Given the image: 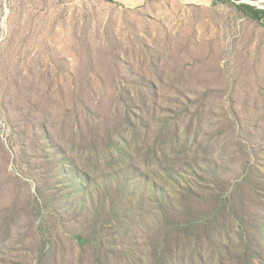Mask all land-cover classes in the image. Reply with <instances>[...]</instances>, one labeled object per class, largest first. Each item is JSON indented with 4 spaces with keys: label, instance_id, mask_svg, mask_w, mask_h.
<instances>
[{
    "label": "rangeland",
    "instance_id": "1",
    "mask_svg": "<svg viewBox=\"0 0 264 264\" xmlns=\"http://www.w3.org/2000/svg\"><path fill=\"white\" fill-rule=\"evenodd\" d=\"M217 2L0 0V264H150L155 207L176 199L133 154L157 109L205 155L179 183L194 194L195 229L237 188L230 214L259 249L250 264H264V0ZM129 124L137 139L93 152ZM237 221L168 260L229 264L215 251L228 240L239 254Z\"/></svg>",
    "mask_w": 264,
    "mask_h": 264
},
{
    "label": "trees",
    "instance_id": "2",
    "mask_svg": "<svg viewBox=\"0 0 264 264\" xmlns=\"http://www.w3.org/2000/svg\"><path fill=\"white\" fill-rule=\"evenodd\" d=\"M105 1L113 3L112 0ZM157 111H159L157 114H151L146 121L142 122L140 128L143 131V136L139 144L133 143V146L137 147L133 154L141 164L154 167L160 172L162 178H158V180L163 181L162 184L166 186L164 187L165 189L173 188L176 191V193L171 194L176 199H170L165 193V196L162 197V200L155 207L154 212L157 215L153 223L155 237L152 241L150 264H171L172 261L168 260L170 254H174L179 249L182 250L187 243L196 244L201 240L206 241L209 233L221 230L222 234L226 236L229 231L228 222L232 218L238 220L239 229L243 233V237L238 240L240 245L239 254L231 258L228 240L225 245H220L221 250L215 251V254L220 263L250 264L252 256H259V249L252 253L249 251L252 237L247 232L246 218L242 217L239 211L232 215L230 214L234 206L233 196L235 193L239 194L237 188L230 193L228 198L222 196L224 192L217 197L220 201V212L214 210L212 213H208L207 217L209 219L201 223L197 230L195 229L197 219L195 218L193 206L194 194L188 187L182 189L179 183H182V177L185 172H192V170L196 169L197 164L203 162L205 155L201 153L202 157L197 156V147L193 150L192 146H189L188 138L194 135L191 131L189 133V127H185L182 130L179 125L174 124L173 119L158 120V114L165 115L166 113L159 109ZM114 129L107 133L101 141V148L93 151L95 154L101 155L104 152L108 153V148H117L113 147L115 144L114 140L119 138L124 132H129L135 139L138 137V128L134 124H129L127 131L121 125H117ZM184 130L186 135L189 134L186 136V140L184 139L183 141L182 132ZM93 138H98V136L93 135ZM131 151L130 147H126L123 151L120 150L119 154L126 157L130 156L129 153H132ZM114 184L116 183L109 184L107 187L110 188ZM120 184L123 183H118V186ZM151 186L153 188L156 187L153 183H151ZM237 187H239V184ZM105 200L109 202V197H106ZM238 202L240 206L244 203L243 199L239 197ZM262 228H264V214L263 223L259 224V234L260 230L262 232ZM261 240L264 243V233ZM77 242L80 245L82 244V240L79 238H77ZM254 253L257 254L254 255Z\"/></svg>",
    "mask_w": 264,
    "mask_h": 264
},
{
    "label": "crops",
    "instance_id": "3",
    "mask_svg": "<svg viewBox=\"0 0 264 264\" xmlns=\"http://www.w3.org/2000/svg\"><path fill=\"white\" fill-rule=\"evenodd\" d=\"M114 4L129 9H141L145 5L146 0H112ZM176 3L186 6H195L201 9H218L219 2L216 0H172ZM222 22V21H220Z\"/></svg>",
    "mask_w": 264,
    "mask_h": 264
}]
</instances>
